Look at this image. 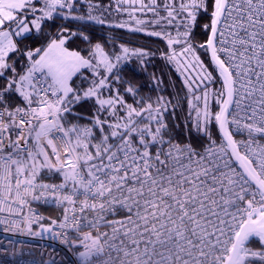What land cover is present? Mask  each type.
<instances>
[{"label": "snow or ice", "instance_id": "6c2138e0", "mask_svg": "<svg viewBox=\"0 0 264 264\" xmlns=\"http://www.w3.org/2000/svg\"><path fill=\"white\" fill-rule=\"evenodd\" d=\"M83 3L0 0V225L83 247L80 264H264V0H117L159 27L131 30L166 41L202 152L167 135L170 101L123 78L146 53L94 43L85 28L105 21L90 0L77 14Z\"/></svg>", "mask_w": 264, "mask_h": 264}, {"label": "trees", "instance_id": "16d2710c", "mask_svg": "<svg viewBox=\"0 0 264 264\" xmlns=\"http://www.w3.org/2000/svg\"><path fill=\"white\" fill-rule=\"evenodd\" d=\"M111 0H90L95 8L102 7L109 9ZM111 9V8H110ZM88 11V0L78 9L77 14H86ZM207 23V20L202 19L200 24ZM83 25V22L73 21L70 27L74 29ZM148 30H158L159 27L147 28ZM85 31L90 34L92 41L100 42L106 46L108 51L113 50L114 46L132 45L139 47V41L143 47L152 55L144 60V63H126L125 70L122 76L126 80H131L137 87L140 88V95L145 99L151 98L155 101L157 97H164L168 104V111L165 112V119L169 125L167 135L170 136L173 142L179 144H191L197 151L209 144L207 137L198 134L194 128L190 127L191 117L189 116L190 108L188 100L187 88L184 86L183 78L176 72L174 65L168 63L162 57V53L167 50V43L159 37L140 35L137 33L131 34L120 28H112L106 25H99L94 22H88ZM197 41L203 39V33L197 28ZM73 47L86 48V45L80 41L72 45ZM201 58L210 63L208 55L201 50ZM211 70V69H210ZM218 76V74H215ZM215 91L220 90L221 82L219 79L212 84ZM214 110H218V105L215 104ZM80 114L87 117L89 114L88 106L78 108ZM86 123V119L81 121ZM213 138L219 142L220 136L214 124L210 125ZM58 180V179H56ZM255 247V245H253Z\"/></svg>", "mask_w": 264, "mask_h": 264}, {"label": "built area", "instance_id": "2783aa9c", "mask_svg": "<svg viewBox=\"0 0 264 264\" xmlns=\"http://www.w3.org/2000/svg\"><path fill=\"white\" fill-rule=\"evenodd\" d=\"M233 131L234 138L238 141L247 139L246 132H236L234 127ZM259 144L264 145V140H259ZM207 146L208 144L198 151H204ZM53 182H59V180ZM32 209L35 213L46 218H59L62 211L52 204L42 202H34ZM24 211L26 213L27 209ZM2 215L0 214V216ZM47 222V220L44 221V223ZM37 230H39L38 226H34V231ZM100 231L110 232V229L102 227ZM93 234L95 235V232ZM76 236L75 232L69 233L70 239H76ZM79 251H83V247H74L70 250L68 245L60 243L58 239H53L51 234L23 235L18 230L6 231L5 226L0 225V264H80Z\"/></svg>", "mask_w": 264, "mask_h": 264}, {"label": "rangeland", "instance_id": "374dc122", "mask_svg": "<svg viewBox=\"0 0 264 264\" xmlns=\"http://www.w3.org/2000/svg\"><path fill=\"white\" fill-rule=\"evenodd\" d=\"M108 12L109 10L107 8H102V7H98V8H95L93 9V12L92 14L94 16H97L99 17L100 19L104 20L105 23L104 24H99V25H106V26H110L112 28H118V27H115L113 21L110 20V16L108 15ZM136 16V15H135ZM141 19H145L146 21L148 19L151 18V14L149 13L147 17L145 16H137ZM127 21V20H126ZM91 22H94V21H91ZM95 23V22H94ZM97 24V23H96ZM127 24L130 26V27H126V29L128 30L127 32L128 33H131V34H134V33H137V34H140V35H147V32L145 30H141V31H133L131 29L133 28H136V27H141L142 29H147V28H152V27H157L155 25H148L147 23L145 25H136L135 23V19H133L132 17H128V21H127ZM121 29V28H120ZM160 29H158L157 31H159ZM147 31H151V30H148ZM175 34V32L173 31V35ZM148 36V35H147ZM155 37V36H154ZM139 43V47H135V46H132V45H124L125 47H128L129 49L131 50H135V49H141L143 50L146 55L143 57V63H144V60L147 59L148 57H150L152 54L147 51L144 47H143V43L141 41L138 42ZM116 49H119L120 45L118 46H114ZM113 47V48H114ZM126 63H141L140 60H138L135 56H133L130 60V62H126ZM210 88L215 91L213 88H212V85H210ZM210 104L212 106V108L214 109V106H215V102L214 100L210 101Z\"/></svg>", "mask_w": 264, "mask_h": 264}, {"label": "crops", "instance_id": "0c3cea01", "mask_svg": "<svg viewBox=\"0 0 264 264\" xmlns=\"http://www.w3.org/2000/svg\"><path fill=\"white\" fill-rule=\"evenodd\" d=\"M110 3H111V5H109L110 7L108 9L109 10L108 15L110 16L109 18L111 21H113L114 25L117 23L127 22L128 17H130V16L128 15V13L126 11H123V10L117 11V7H119V5L117 4V0H111ZM93 9H95V7ZM135 15L136 16H142V14L139 12H136ZM121 29L128 31L126 29V27L121 28Z\"/></svg>", "mask_w": 264, "mask_h": 264}, {"label": "water", "instance_id": "95a60500", "mask_svg": "<svg viewBox=\"0 0 264 264\" xmlns=\"http://www.w3.org/2000/svg\"><path fill=\"white\" fill-rule=\"evenodd\" d=\"M208 59H209V57H208ZM210 62V61H209ZM217 131H218V129H217ZM218 134H219V131H218ZM219 136H220V134H219Z\"/></svg>", "mask_w": 264, "mask_h": 264}]
</instances>
